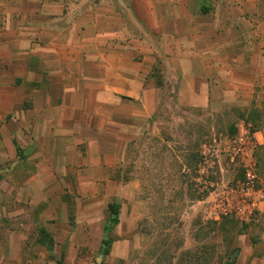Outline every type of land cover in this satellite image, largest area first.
Here are the masks:
<instances>
[{"label":"crops","instance_id":"1","mask_svg":"<svg viewBox=\"0 0 264 264\" xmlns=\"http://www.w3.org/2000/svg\"><path fill=\"white\" fill-rule=\"evenodd\" d=\"M169 89L258 113L264 189V0H0V264L24 260L23 230L1 221L24 211L6 203L60 197L69 170L82 194L118 183L123 137L155 130ZM234 242V264H264V228Z\"/></svg>","mask_w":264,"mask_h":264},{"label":"rangeland","instance_id":"2","mask_svg":"<svg viewBox=\"0 0 264 264\" xmlns=\"http://www.w3.org/2000/svg\"><path fill=\"white\" fill-rule=\"evenodd\" d=\"M166 92L155 130L123 137L127 149L111 172L118 183L82 194L69 170L60 197L6 203L24 211L1 219L23 230L22 264H56L59 258L63 264H234L237 237H258L264 189L251 151L262 124L258 113L223 94L216 104L187 107ZM248 172L255 175L252 182ZM112 203L118 205L113 227ZM107 223L112 228L105 233ZM48 224L57 229L52 257L39 243Z\"/></svg>","mask_w":264,"mask_h":264},{"label":"trees","instance_id":"3","mask_svg":"<svg viewBox=\"0 0 264 264\" xmlns=\"http://www.w3.org/2000/svg\"><path fill=\"white\" fill-rule=\"evenodd\" d=\"M109 211H110V214H111V217H109V223L112 222V227L115 225L113 223H116L118 222V205L116 203H112L109 205ZM109 223H107L105 226H104V229L103 231L105 233L107 232H110L111 228L112 227H109ZM40 233V239H39V243L41 245H43L45 247V249L47 250L48 254L52 257L53 256V243H54V240H53V237L43 228L40 229L39 231ZM109 244H110V241L107 240V238H105L103 240V247H106L108 248L109 247ZM62 258H59V259H56V264H63L62 263Z\"/></svg>","mask_w":264,"mask_h":264},{"label":"built area","instance_id":"4","mask_svg":"<svg viewBox=\"0 0 264 264\" xmlns=\"http://www.w3.org/2000/svg\"><path fill=\"white\" fill-rule=\"evenodd\" d=\"M248 175H249L248 178L250 179V182H252L253 179L255 178V175L250 172H248Z\"/></svg>","mask_w":264,"mask_h":264}]
</instances>
